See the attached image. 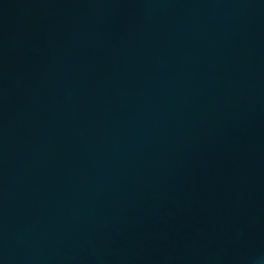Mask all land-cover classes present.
<instances>
[{
	"label": "water",
	"instance_id": "1",
	"mask_svg": "<svg viewBox=\"0 0 264 264\" xmlns=\"http://www.w3.org/2000/svg\"><path fill=\"white\" fill-rule=\"evenodd\" d=\"M0 264H264V0H0Z\"/></svg>",
	"mask_w": 264,
	"mask_h": 264
}]
</instances>
